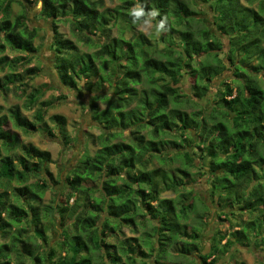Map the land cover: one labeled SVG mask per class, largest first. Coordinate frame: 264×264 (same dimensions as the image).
Listing matches in <instances>:
<instances>
[{"label": "trees", "instance_id": "obj_1", "mask_svg": "<svg viewBox=\"0 0 264 264\" xmlns=\"http://www.w3.org/2000/svg\"><path fill=\"white\" fill-rule=\"evenodd\" d=\"M118 1L113 9L105 8L104 0L0 2V53L8 47L25 55L11 61L0 57V62L3 61L0 66H8L14 71L18 65L30 64L31 55L37 52L33 42L38 29L31 27L23 14L11 21L10 9L13 4L25 8L40 3L39 15L53 22L50 48L54 52L53 67L63 89L78 94L77 82L85 81L89 89L92 83L88 80L97 79L98 93H90L89 108L100 130L97 137L100 148L93 155L80 158L65 178L67 187L60 194L56 192L58 200H53V207L43 206L41 214V195L28 182L40 177L42 181L38 188L48 186L52 189V175L43 169L50 162V155L33 146H22L24 156L17 158L19 168H16L11 153L20 148L19 138L4 128L6 121L0 117V153L1 148L6 151V155H0V235L4 240L0 245V264H77L78 258L84 259V253L88 257L91 251H98L103 260L110 259V264H122L117 246H105L102 237L107 232L115 233L113 222L135 231L137 217L141 225L147 221L154 223L152 241L148 240L146 246L149 254L139 245L129 250L128 264L137 260L146 264L152 257L154 263L159 264L162 256L175 245L179 246L180 256L196 252L201 264H215L216 256L233 244L243 247L264 245V236L257 237L263 234L264 228V173L255 168L256 163H264L259 153V148L264 149V89L258 87L254 79L261 75L264 80V0H191L198 11L182 0ZM137 12H142V15L137 16ZM149 18L156 28L161 21L164 22V28L159 30L160 42H164L161 50L136 31ZM60 21L70 23L77 40L94 42L96 50L93 53L82 52L73 40L58 31L55 24ZM194 23L201 24L203 29L194 31ZM111 24L120 25L132 36L112 37ZM166 36H177L178 40L169 42ZM220 37L227 38V51L223 49ZM244 64H249L250 68L245 69ZM242 72L246 77L236 80L235 77ZM225 73H231L232 78L222 82L223 89L215 97L220 103L213 114L203 115L204 111L187 113L179 108L186 102L196 105L193 99L184 101L178 96V84L184 75L192 78L194 97L202 100L211 82ZM35 74L36 69L32 67L25 71L26 80L25 75L16 76L13 72L6 75L4 81L0 79V92L6 93L9 85L18 84L21 92L25 93L29 86L27 81ZM143 81L155 88L148 93L140 90L137 87ZM104 83L109 84L106 92L101 91ZM37 96L34 93L27 96L29 107L38 105ZM59 96L63 98L65 94ZM97 100L105 102L107 108L99 109ZM134 101L137 106L132 108ZM172 103L178 107L169 110ZM214 114L221 117L219 121L214 122ZM44 116L42 109L33 121H28L21 116L18 107L10 111L14 126L26 133L35 132L38 124L46 123ZM206 119L213 123L210 125ZM49 121L61 130L60 136L67 146L70 138L63 130L65 118L53 115ZM129 128L134 130L129 133L130 141L111 143L115 135L123 134ZM146 128L150 129L149 139L141 134ZM46 131L54 136L51 129ZM201 132L208 134L205 139L199 138ZM170 133L177 134L191 146L192 153L185 150L180 155L176 154L184 160L182 169L168 168L174 157L163 154L160 147L162 141L159 138ZM195 149L199 154L193 152ZM193 154L207 161L209 178L213 180L211 189L220 206L222 202H228L234 209L228 215L223 211L227 206L222 207L218 219L226 222L229 216L237 214L247 217L246 221L236 223L237 230L231 226L227 234L219 233L217 243L208 254L201 253L195 245V234L188 233L185 224L192 204H185V199L177 211V204L172 199L160 198L163 189L177 191L182 188V178L188 176L187 168L195 167ZM157 157L167 167L165 176L163 173L159 175V167L148 168L152 159ZM217 158H222L220 166L216 165ZM41 170L46 173L45 177L40 175ZM167 176L174 179L171 181ZM87 181L99 183L96 192L100 197H94L95 190L91 187H82ZM12 183L17 185L13 188V197L22 199L24 206L31 208L30 212L8 201L4 188ZM48 212L52 216L44 218ZM100 214L105 215L102 231L97 227ZM56 216L62 230L58 243L64 246L59 256L42 227L43 220L47 225H54ZM9 220L29 225V232H37V235L32 239L26 229L11 234ZM34 240L41 246L39 252H34ZM131 240L136 242V239ZM223 240L225 243L221 246ZM136 253L139 254L137 258ZM86 261L91 264L89 257Z\"/></svg>", "mask_w": 264, "mask_h": 264}, {"label": "rangeland", "instance_id": "obj_2", "mask_svg": "<svg viewBox=\"0 0 264 264\" xmlns=\"http://www.w3.org/2000/svg\"><path fill=\"white\" fill-rule=\"evenodd\" d=\"M4 2V0H0V2ZM187 2L191 9L198 11L199 9L191 4V0H182ZM2 2V3H3ZM2 3L0 7L2 6ZM119 4L118 0H104V7L107 9H113ZM204 7V6H202ZM41 10V4H35L32 6L21 7L20 5L13 4L10 9V20L13 21L18 15L23 14L25 15L27 22L31 27H36L38 29V36L35 38L33 45L36 49V53L31 55L32 59L29 65L22 66L18 65L16 69L11 71L10 67L8 66H0V79L4 81L6 75L11 74L12 72L16 74V76H23L25 75V71L28 68L34 67L36 69V74L30 81L28 80L29 86L27 87V91L25 93L21 92V88H19L18 84L16 85H9V90L6 93L0 92V117L3 116L6 124L5 129L13 134H17L20 142V148L17 149L15 152L11 153L12 159L15 161L16 168H19L17 165V158L23 157L24 153L21 149L22 146L30 147L33 146L40 151H46L50 155V162L46 163L45 168L47 169L51 175L52 180L50 181L51 188H38L39 184L41 183L42 179L40 177L31 179L28 184L32 185V189L41 195V214L43 213V206H51L53 207V200L57 199L56 192L58 191L59 194L63 189L67 187L66 183V176L70 170L75 167V164L80 161L84 155H93L95 151L100 148V144L97 140V137L100 135V130L98 129V124L94 122L91 111H90V98L92 95V91H98V87L96 84L97 79L91 78L89 83L91 87L87 89V84L85 81L77 82V86L79 88L78 94L76 92H72L69 90L63 89L62 84L57 78L56 71L54 70L53 63H54V52L53 49L50 48L51 43V36L53 32V22L52 20H46L43 16L39 15ZM71 10V6L68 7V11ZM264 17V14H263ZM209 21L211 18L207 16ZM69 19V18H68ZM58 31L63 34L65 37L73 40L78 48L82 52L93 53L96 50V44L94 42H83L77 40V34L74 33L72 26L69 22L60 21L57 22ZM112 25V26H111ZM109 27L111 29V36L112 37H119L123 35L125 38H130L132 33L130 31H124L120 25L111 24ZM203 29L201 24L194 23L192 24V29L194 31H199V29ZM136 31L141 32L145 37L150 41L151 44H154L157 49L161 50L164 46V42H160V32L157 31L156 25L152 19H148L142 24H140ZM223 44V49L227 51L229 45L227 38L220 37ZM167 41L169 42H177L178 38L175 36L174 38H170V36H166ZM154 56L162 58L159 54H155ZM0 57H6L7 60H19V58H24L25 55L20 53L19 51H12L8 47L4 50L3 53H0ZM222 58V56H220ZM1 61L0 63H2ZM236 63L234 60L233 63ZM230 67V65H229ZM245 69H249V64H244L243 66ZM25 75V80H26ZM245 73H238L236 76V80L245 78ZM232 78L231 73H225L223 76L214 79L211 84L207 95L199 100L198 98L194 97V82L192 78H189L187 75L181 79L180 83L178 84V96L182 98L184 101L194 100L196 105L193 102H186L179 106L180 109L186 111L187 113H197L198 111L203 112L204 114H213V110L217 107V104L220 103L216 95L223 89L222 82L226 79ZM256 81V85L261 89H264V80H262L261 75H256L254 77ZM5 85L8 82H4ZM140 90H144V92L148 93L154 86L147 84L145 81L141 85H139ZM157 88V87H156ZM100 90V89H99ZM109 90V84L104 83L102 86L101 91L106 92ZM35 91V92H34ZM34 93V95H38L37 103L38 105L30 106L29 107V99L27 98L28 95ZM65 94V97L61 98L60 94ZM98 93V92H97ZM149 96V94H148ZM151 99V98H150ZM180 101V99H177ZM40 104H44L41 106ZM96 104L99 106V109L107 108V104L101 100H97ZM48 107H45V106ZM137 103L134 101L132 103V108L136 107ZM176 104H170L169 110L175 108ZM16 107L19 108L21 116L26 118L28 121H33L34 117L40 112L42 109L45 111L44 122L42 124H38L36 127L35 132L26 133L21 128H16L10 119V111L15 109ZM178 107V106H177ZM139 107L137 110H140ZM203 108V110H202ZM53 115H58L65 118V125H64V132L69 136L70 142L67 146L64 145L63 138H61V130L57 129V127L50 123L49 118ZM215 115V121H219L221 117L219 115ZM198 116V115H197ZM196 116V117H197ZM204 117V116H203ZM207 122L211 125L213 121L211 119H206ZM46 129H51L54 136H50ZM132 128L123 132V134H117L114 138L111 139V143L117 142H128L129 140V133L131 134ZM192 136L195 137V134L191 132ZM141 134L145 135L146 139H149L151 136L150 129L146 128L141 131ZM199 134V133H198ZM202 135V136H201ZM199 135V138L205 139L208 135L207 133ZM162 141V145L160 146L163 154H167L169 157H174L171 163L168 162V168L175 169L180 168L182 169L185 167L184 160L182 156H177L176 154H181L185 150H188L192 153L191 146L189 142L185 140H181L177 134H162L159 138ZM220 144V143H219ZM147 146V145H146ZM144 146V148L146 147ZM143 148V149H144ZM195 154H199L196 152V149L193 151ZM259 153L264 159V149L259 148ZM161 154V155H163ZM1 156L6 155V151L1 148ZM176 155V156H175ZM194 155V154H193ZM192 156L194 159L195 167H188V176L182 178L183 186L177 191L173 190H165L163 189L160 193V198L162 199H172L177 205V211L180 210L181 204L184 203L186 199L187 203L192 204V210L188 213L187 220L185 224L188 227V233H193L196 236V244L198 249H200L202 254H208L214 244H216L217 235L227 234L228 230L231 226H235L234 230H237V224L241 220L246 221L247 217L245 214L241 215H232L228 217L226 222H223L218 219V215L221 213L220 211L223 210L222 207L227 206L225 213L231 215L230 213L234 210L228 202L224 204L222 202L221 206L218 203L215 194L212 192V181L209 178V169L208 163L206 160H203L200 156ZM162 157V156H161ZM222 158H217L215 160L216 165L220 166ZM160 157L153 158L151 164L149 165V169H157L158 167L161 168L159 171V175L165 176V170L167 167L162 165ZM255 168L264 173V163H256ZM172 173V171H171ZM166 174H168L166 172ZM40 175L45 177L46 173L44 170L40 171ZM174 179L173 176H167V179ZM57 182V183H56ZM98 182H90L87 181L83 183L82 187H91L95 190L94 197H100L99 192L97 191V186L99 185ZM38 184V185H36ZM17 186L16 183H12L11 185L5 187L4 191H6L8 195V201L12 204L25 207L27 211L30 212L31 208L28 206H24L22 199L14 198L13 197V188ZM57 192V193H58ZM58 200V199H57ZM56 200V201H57ZM72 202V199L69 201V204ZM226 202V201H225ZM30 209V210H29ZM57 213V212H55ZM6 215H2L1 217H5ZM51 212H48L47 216L44 215V218L51 217ZM104 216L100 214L99 223L97 224L98 231H102V223L104 222ZM137 221L136 230L133 231L130 227H119L118 222H113L112 226L115 229V233L107 232L105 236H103V243L105 246L107 245H116L117 252H119L121 257L122 264H128L126 261L127 253L132 251V248L135 245H139L140 249L144 250L145 253L149 254L148 243L152 241L151 235L152 227L154 223L145 222L143 225L139 223V217L135 218ZM10 222V220H9ZM10 233L15 234L19 229H29V225L24 224L23 222L18 224L16 222H10ZM42 227L46 230L47 237L50 238V244L56 249V255L59 256L60 252L64 249V246H61L58 242L60 239L61 234V227L59 225L58 216L54 219V225H47L46 220H43ZM102 227V228H101ZM30 230H28L29 232ZM106 232V231H105ZM31 238L34 239V236L37 235V232H29ZM263 234L257 236L258 238H262L264 236V228ZM34 234V235H33ZM229 235V234H228ZM131 239H136V242L132 241ZM215 239V240H214ZM7 241V240H6ZM254 242V241H253ZM4 243L3 238L0 235V245ZM225 240L221 242V246H223ZM34 245V252L37 250L40 251V244L35 240L32 242ZM37 246V247H36ZM223 249V248H220ZM103 248L101 249V251ZM115 250L116 249H112ZM223 252L216 256V263L215 264H264V245H260L259 247H254V244L249 247L237 246L233 244L231 247H226L222 250ZM147 254V255H148ZM64 255V254H63ZM62 255V256H63ZM85 253L83 258H78L77 264H88L86 260L88 257L91 259V264H110V259H102V254L98 251H91L88 257H85ZM139 254H135L136 258ZM12 263H13V259ZM137 260V259H136ZM149 261H146V264H156L152 258H148ZM141 260H137L134 264H140ZM201 264L200 260L197 257L196 252L189 254L188 256H180L179 254V246L175 245L169 248L168 252L162 256L159 264ZM118 264V263H117Z\"/></svg>", "mask_w": 264, "mask_h": 264}, {"label": "clouds", "instance_id": "obj_3", "mask_svg": "<svg viewBox=\"0 0 264 264\" xmlns=\"http://www.w3.org/2000/svg\"><path fill=\"white\" fill-rule=\"evenodd\" d=\"M137 16H139V15H142V12H137V13H135ZM152 15L153 16H155L156 15V13H152ZM164 28V22L163 21H161V23L158 25V27H157V31H159V30H161V29H163Z\"/></svg>", "mask_w": 264, "mask_h": 264}]
</instances>
